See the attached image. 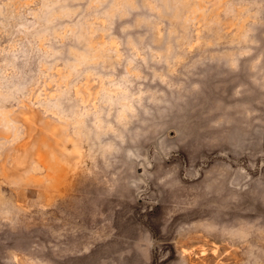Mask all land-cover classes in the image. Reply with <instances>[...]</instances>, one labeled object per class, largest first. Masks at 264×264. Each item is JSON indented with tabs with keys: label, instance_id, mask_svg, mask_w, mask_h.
<instances>
[{
	"label": "rangeland",
	"instance_id": "374dc122",
	"mask_svg": "<svg viewBox=\"0 0 264 264\" xmlns=\"http://www.w3.org/2000/svg\"><path fill=\"white\" fill-rule=\"evenodd\" d=\"M0 264H264V0H0Z\"/></svg>",
	"mask_w": 264,
	"mask_h": 264
}]
</instances>
